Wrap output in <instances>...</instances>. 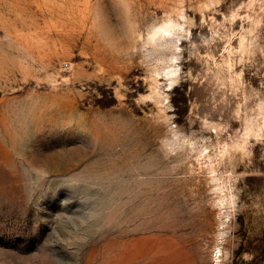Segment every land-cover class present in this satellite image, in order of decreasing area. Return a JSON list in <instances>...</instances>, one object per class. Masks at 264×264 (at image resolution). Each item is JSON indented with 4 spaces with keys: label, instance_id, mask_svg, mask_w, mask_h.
Wrapping results in <instances>:
<instances>
[{
    "label": "rangeland",
    "instance_id": "obj_1",
    "mask_svg": "<svg viewBox=\"0 0 264 264\" xmlns=\"http://www.w3.org/2000/svg\"><path fill=\"white\" fill-rule=\"evenodd\" d=\"M0 264H264V0H0Z\"/></svg>",
    "mask_w": 264,
    "mask_h": 264
},
{
    "label": "bare ground",
    "instance_id": "obj_2",
    "mask_svg": "<svg viewBox=\"0 0 264 264\" xmlns=\"http://www.w3.org/2000/svg\"><path fill=\"white\" fill-rule=\"evenodd\" d=\"M178 27V25L174 24L173 22L169 21L165 24H163L162 26H159L158 28H155L154 32L151 33V41H155L156 39H166V38H169L176 30V28ZM150 39V38H149ZM150 41V40H149ZM150 41V42H151ZM173 67V66H172ZM169 69V68H168ZM166 72V71H165ZM177 73V69H175L174 67L173 68H170L166 73H165V76L167 77L166 80L168 79L170 81V83L168 84L169 86H172V84L174 83V80L175 79V75ZM168 86V87H169ZM171 88V87H169ZM216 186V185H215ZM217 188V186H216ZM217 190V189H216ZM218 190L222 192L223 188H221L219 185H218ZM217 190V192H219ZM220 194V193H219ZM224 195V194H222ZM221 196V194H220ZM225 196V195H224ZM223 196V197H224ZM220 198V197H218ZM225 198V197H224ZM221 200V203L226 199H223L222 196L220 198ZM225 202H223L224 204Z\"/></svg>",
    "mask_w": 264,
    "mask_h": 264
},
{
    "label": "built area",
    "instance_id": "obj_3",
    "mask_svg": "<svg viewBox=\"0 0 264 264\" xmlns=\"http://www.w3.org/2000/svg\"><path fill=\"white\" fill-rule=\"evenodd\" d=\"M68 67H69L68 63H64V64H63V68H64V69H67Z\"/></svg>",
    "mask_w": 264,
    "mask_h": 264
}]
</instances>
